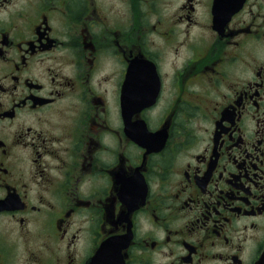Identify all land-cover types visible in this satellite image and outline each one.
I'll return each mask as SVG.
<instances>
[{
  "label": "flooded vegetation",
  "instance_id": "flooded-vegetation-1",
  "mask_svg": "<svg viewBox=\"0 0 264 264\" xmlns=\"http://www.w3.org/2000/svg\"><path fill=\"white\" fill-rule=\"evenodd\" d=\"M112 239L264 264V0H0V264Z\"/></svg>",
  "mask_w": 264,
  "mask_h": 264
},
{
  "label": "water",
  "instance_id": "water-1",
  "mask_svg": "<svg viewBox=\"0 0 264 264\" xmlns=\"http://www.w3.org/2000/svg\"><path fill=\"white\" fill-rule=\"evenodd\" d=\"M119 241L116 239L108 240L103 243L101 246L100 252L97 253V260L100 258H103L105 256V250L108 248H113L114 253H113V258H114V264H120L121 263V257L119 254ZM116 259V260H115Z\"/></svg>",
  "mask_w": 264,
  "mask_h": 264
}]
</instances>
